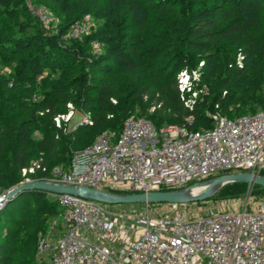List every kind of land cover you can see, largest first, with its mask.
Masks as SVG:
<instances>
[{"label": "trees", "instance_id": "1", "mask_svg": "<svg viewBox=\"0 0 264 264\" xmlns=\"http://www.w3.org/2000/svg\"><path fill=\"white\" fill-rule=\"evenodd\" d=\"M32 1L48 7L45 0ZM237 1L242 14L254 11L255 2L264 9V0ZM58 5L63 21L47 31L25 0H0V64L13 67L7 74L0 70V188L19 184L23 168L33 160L40 164L28 172L33 179L53 177L58 166L69 169L74 152L92 143L84 144L86 138L96 139L107 130L119 133L133 114L148 117L159 131L172 123L210 127V112L236 117L264 109V87L248 73H262L264 82V32L244 31L247 26L239 30L240 14L233 24L223 25L216 22L217 4L192 3L179 23H154L153 41L138 36L129 42L123 32L141 8L140 0H109L92 12L99 25L81 37L69 36L70 30L91 10L82 9L81 0H58ZM93 43L103 46L100 54L92 52ZM187 58H196L195 66L202 62L200 82L210 87L191 103L192 92L183 98L178 80L183 69L192 72ZM115 70L121 75L105 80L100 90L88 75L102 73L109 79ZM197 83L192 81V90H200ZM69 104L90 114L89 120L71 123L62 118L71 110ZM243 184L249 183L231 186ZM254 188L264 192L260 185ZM8 201L0 209V264H42L36 237L49 231L63 207L53 193L41 189ZM10 206L16 219L4 230L3 215ZM26 226L36 229L35 238Z\"/></svg>", "mask_w": 264, "mask_h": 264}, {"label": "built area", "instance_id": "2", "mask_svg": "<svg viewBox=\"0 0 264 264\" xmlns=\"http://www.w3.org/2000/svg\"><path fill=\"white\" fill-rule=\"evenodd\" d=\"M25 3L46 27L53 22L47 7L32 0ZM80 27L73 25L69 34L79 36L72 30ZM181 75L184 81L190 79L186 69ZM209 116L212 124L207 128L172 123L158 131L148 117L130 115L119 133L107 130L98 135L74 152L69 169L58 166L55 175L45 179L136 193L185 188L226 171L262 174L264 109L236 117L218 111ZM56 120L59 124V117ZM82 120H89V115ZM37 167L39 161L33 160L23 168L26 182L33 180L28 172ZM54 196L64 209L65 231L50 264H264V205L186 217L155 214L151 203L114 213L77 194ZM182 204L186 203H167L173 211ZM84 230L92 231L95 239L85 237ZM41 246L47 249L49 242Z\"/></svg>", "mask_w": 264, "mask_h": 264}, {"label": "rangeland", "instance_id": "3", "mask_svg": "<svg viewBox=\"0 0 264 264\" xmlns=\"http://www.w3.org/2000/svg\"><path fill=\"white\" fill-rule=\"evenodd\" d=\"M48 2L47 8L48 10L53 14V22L48 25L46 28L47 31H51L57 28V25L63 21V14L61 13L58 5V0H45ZM237 1V0H236ZM236 1L233 0H140L142 3L141 8L137 12V14L132 17L128 22V29L123 32V35L126 37V40L131 42L134 40L135 37H142V38H149V40L153 37H150L152 35V32L155 30V26L157 24L164 25V22L170 21V23H179L180 19L184 17V14L187 12L188 7L192 5H211V4H217L216 12H215V18L216 22L221 23L223 25L233 24L235 22V17L237 14H240V23L238 22V29L241 30L242 27L247 26L244 31H254L262 33L264 32L261 29H264V9L255 2L253 6L254 11H243L239 9V5ZM109 0H81L82 9L89 8L91 10L90 14H86L82 17L80 22H76L74 25H80L79 30H72L75 34H78L80 37L83 36L85 33L89 32L90 29L94 26L97 27L99 25V20L92 14V12H95L102 8L103 6H106L108 4ZM157 4L160 6V8L157 7ZM43 6V5H42ZM166 11H169L170 16L166 14ZM140 20V24H137V22ZM258 20V21H255ZM255 21V22H254ZM156 23V25L154 24ZM241 25V26H240ZM163 27V26H162ZM69 36H72L69 34ZM226 43V42H222ZM231 44V43H230ZM229 46V44L227 45ZM222 49V47H220ZM225 49V48H223ZM103 50V46H101L98 43H93L92 46V52L96 54H100ZM226 50V49H225ZM185 56H188L190 54L188 52H183ZM20 56V55H18ZM16 56V58H18ZM188 64H190L192 68V72L188 73L190 74V79L188 81H184L185 76L181 75V71L179 73V86L182 89L181 95L183 98L187 96L188 92H192L190 95V98L194 99H188V103L195 102V98H202L201 94L203 92L207 93L210 90V87L205 82H200L201 79V65L202 62L198 65L196 58H193L192 60L186 59ZM264 60V57H263ZM260 61V60H259ZM16 64L14 65V67ZM0 70L3 73H10L13 70V67L6 66L0 64ZM185 70V69H183ZM187 70V69H186ZM253 70H256V67H253ZM80 73V72H79ZM91 73V72H90ZM251 76L256 77L258 79L257 82L260 83L262 87H264V82L261 80L262 73H251L248 71ZM93 82V84L97 85V90H100L104 86V81L107 80L113 82L115 81L120 75L121 72L118 70H115L112 76L106 78L104 74L102 73H96L93 72L92 74H88ZM50 77L58 76L53 75L49 73ZM192 81H197V86L200 88L196 89V91L191 89ZM196 86V87H197ZM16 88H14L11 92H14ZM109 105V104H108ZM71 107V110L68 114L61 116L62 118H65V120L73 123L77 122L79 119L82 120V117L85 116L86 113L78 112L73 109V106L69 104ZM109 107V106H108ZM154 106L150 109L151 111L154 110ZM260 110V109H258ZM75 111V113H74ZM74 113V114H73ZM90 115V114H88ZM60 118V117H59ZM95 140L94 137L86 138L84 141V144L91 143ZM56 171V168H54V172ZM234 171H229L228 173H232ZM227 173V174H228ZM23 179L20 181L19 184L25 183L26 174L22 171ZM46 178V177H45ZM45 178H34L36 179H45ZM50 178V177H49ZM31 180V181H33ZM29 182V181H28ZM195 181H192L191 183H194ZM232 183H228L224 185L215 195L211 196L208 199L202 200V201H196V202H190L186 204L179 205L176 211H173L167 203H151V210L155 214H171L176 215L179 213L181 216L186 217H193L199 214H204L210 211H214L216 209H231V210H243L245 208L247 209H257L260 206L264 205V192H262L261 189L254 188V185L250 184H243L240 186L233 185ZM18 185V184H17ZM17 185H11L6 188H0V194L5 193L9 189L17 186ZM15 198V197H14ZM9 201L3 203H0V209L3 210L4 207L7 205ZM102 204L106 209H108L111 212L119 213L121 211H131L133 209H143V206L145 203H103ZM3 218L6 220L2 222V228L4 230L8 229L9 226V220L16 219L15 214V207L10 206L8 211L3 215ZM18 220V219H17ZM56 223L52 222V225L48 232H42L38 233V236L36 237V243L38 244V250H39V261L42 262L44 255L46 254L42 253V242L44 240H47L51 243L52 240V233H49L51 230H55ZM54 227V229H53ZM30 226H26V230L29 234L33 235L35 234L36 229H31ZM37 232V231H36ZM57 232V231H55ZM36 235V234H35ZM35 238V236H34ZM47 257V256H46ZM209 264V263H206Z\"/></svg>", "mask_w": 264, "mask_h": 264}, {"label": "water", "instance_id": "4", "mask_svg": "<svg viewBox=\"0 0 264 264\" xmlns=\"http://www.w3.org/2000/svg\"><path fill=\"white\" fill-rule=\"evenodd\" d=\"M237 181H246L250 185H260L264 187V174L251 173L246 171L232 172L218 175L208 180L195 183L189 187L171 190H153L136 193H116L89 186H72L62 183L49 182L46 179H36L33 181L18 184L5 193L0 194V203H5L13 199L20 193L41 189L58 193L77 194L85 198L103 203H190L202 201L215 195L224 185ZM198 189V190H197ZM197 190V191H196Z\"/></svg>", "mask_w": 264, "mask_h": 264}, {"label": "crops", "instance_id": "5", "mask_svg": "<svg viewBox=\"0 0 264 264\" xmlns=\"http://www.w3.org/2000/svg\"><path fill=\"white\" fill-rule=\"evenodd\" d=\"M145 206H143V208H144ZM63 214V213H62ZM62 214L58 217V218H56L55 220H54V222L56 223V228H55V230H51L49 233H52V240H51V243L49 242V247L47 248V249H42V253H44V254H46V256L44 255V257H43V263L44 264H50V261H51V256H52V254L55 252V248H56V244H57V240L59 239V237L62 235V233L65 231V220H64V218H63V216H62ZM53 229H54V227H53ZM55 231H57V232H55ZM82 234L85 236V237H87V238H89V239H95V235H94V233L92 232V231H89V230H84L83 232H82ZM42 263V264H43ZM101 264H103V263H101Z\"/></svg>", "mask_w": 264, "mask_h": 264}, {"label": "bare ground", "instance_id": "6", "mask_svg": "<svg viewBox=\"0 0 264 264\" xmlns=\"http://www.w3.org/2000/svg\"><path fill=\"white\" fill-rule=\"evenodd\" d=\"M197 190H198V189H197ZM197 190H196V191H197Z\"/></svg>", "mask_w": 264, "mask_h": 264}]
</instances>
